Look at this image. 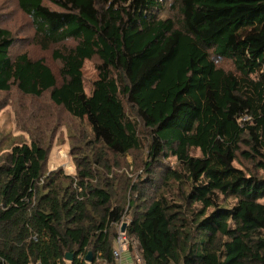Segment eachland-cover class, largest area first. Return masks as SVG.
<instances>
[{
  "label": "trees",
  "instance_id": "1",
  "mask_svg": "<svg viewBox=\"0 0 264 264\" xmlns=\"http://www.w3.org/2000/svg\"><path fill=\"white\" fill-rule=\"evenodd\" d=\"M165 1L16 0L59 67L0 27V92L50 103L0 140V264H118L123 223L135 264H264V0Z\"/></svg>",
  "mask_w": 264,
  "mask_h": 264
},
{
  "label": "rangeland",
  "instance_id": "2",
  "mask_svg": "<svg viewBox=\"0 0 264 264\" xmlns=\"http://www.w3.org/2000/svg\"><path fill=\"white\" fill-rule=\"evenodd\" d=\"M170 1L171 0L165 1V9L161 16L164 17L169 13L168 6L171 3ZM0 27L7 28L16 38L15 45L10 48L11 56L20 52H26L32 59L42 58L44 63L47 64L53 72L57 73L59 62L52 58V51L56 48H60V46L53 45L46 50H42L32 42L33 28L29 19L18 9L16 0H0ZM215 62L217 66L226 70L232 68L230 61L226 59L216 58ZM96 64V59L84 63L82 71L87 90L96 77ZM33 104L35 105L31 108ZM48 105H50V103L47 101L46 97L32 100L21 95L16 89H12L7 93L0 92V107H2L0 108V140H3L4 144L9 141L7 137H9L11 141L25 139L29 142L28 134L20 131V127L23 125L32 126L35 123L33 118L38 114L37 110L47 108ZM59 114L62 118L65 117L64 120L68 121L65 114L62 112H59ZM71 124H74V122L68 121V125L70 126ZM68 134L67 128L64 125L57 130L49 153L47 162L48 170L61 167L66 174H74L75 166L70 152L72 149L71 139L68 137ZM75 143L77 142L75 141ZM76 145L77 148L80 147V143ZM197 153L198 152H195L194 154ZM142 158L143 154L141 152L127 154L125 156V160L129 164L137 163L141 165L142 163H140V161ZM173 162L174 158L169 157L165 163L173 165ZM138 171L139 173L141 172L140 169H138ZM133 247L136 246L134 245Z\"/></svg>",
  "mask_w": 264,
  "mask_h": 264
},
{
  "label": "built area",
  "instance_id": "3",
  "mask_svg": "<svg viewBox=\"0 0 264 264\" xmlns=\"http://www.w3.org/2000/svg\"><path fill=\"white\" fill-rule=\"evenodd\" d=\"M127 239L124 235V232L119 231L118 237L116 239V243H115V249L113 251V254L115 256L116 259L119 260L120 255L122 254V252L127 249Z\"/></svg>",
  "mask_w": 264,
  "mask_h": 264
},
{
  "label": "crops",
  "instance_id": "4",
  "mask_svg": "<svg viewBox=\"0 0 264 264\" xmlns=\"http://www.w3.org/2000/svg\"><path fill=\"white\" fill-rule=\"evenodd\" d=\"M118 264H135L133 256L128 249H125L120 255Z\"/></svg>",
  "mask_w": 264,
  "mask_h": 264
},
{
  "label": "water",
  "instance_id": "5",
  "mask_svg": "<svg viewBox=\"0 0 264 264\" xmlns=\"http://www.w3.org/2000/svg\"><path fill=\"white\" fill-rule=\"evenodd\" d=\"M125 226H126V223H123V224L121 225V228H120V231H121V232H124V230H125ZM65 257H66L67 260H71V259H72V255H71V254H66ZM91 259H92V258H91V253H88V254L85 256V260L88 261V262H90Z\"/></svg>",
  "mask_w": 264,
  "mask_h": 264
}]
</instances>
